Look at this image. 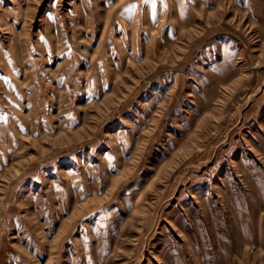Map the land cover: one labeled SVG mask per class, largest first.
Instances as JSON below:
<instances>
[{"label": "rangeland", "instance_id": "1", "mask_svg": "<svg viewBox=\"0 0 264 264\" xmlns=\"http://www.w3.org/2000/svg\"><path fill=\"white\" fill-rule=\"evenodd\" d=\"M0 264H264V0H0Z\"/></svg>", "mask_w": 264, "mask_h": 264}]
</instances>
